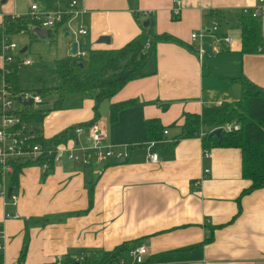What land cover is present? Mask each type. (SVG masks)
I'll list each match as a JSON object with an SVG mask.
<instances>
[{
	"label": "crops",
	"instance_id": "crops-1",
	"mask_svg": "<svg viewBox=\"0 0 264 264\" xmlns=\"http://www.w3.org/2000/svg\"><path fill=\"white\" fill-rule=\"evenodd\" d=\"M175 1L79 0L80 14L45 34L49 45L50 34L56 45L61 32L65 42L59 50L67 53L80 26L87 30L82 43L85 39L89 51L118 49L137 36L143 48L153 35L173 40L155 44L145 77L99 105L96 121L106 142L125 146L128 161L62 158L47 175L29 166L12 189L17 202L0 196L3 264H19L25 241L21 264H46L57 256L99 259L100 252L123 244L146 246L151 264H264V189L241 196L251 184L242 176L241 150L205 148L200 138L177 139L186 114L198 115L205 122L201 131L208 132L206 122L219 112V103L240 98L239 78L264 88V0H177L180 12L173 17ZM58 6L57 1L55 10ZM253 8L261 9L263 50L242 54L236 13ZM11 9L5 16H15ZM5 16L0 15V26ZM146 20L150 25L144 32ZM213 20L219 24L216 36L207 31ZM200 30L208 34L192 42L191 33ZM101 37L109 43H99ZM127 100L133 106L111 122L110 104ZM93 106L92 97L69 94L62 109L49 112L35 128L40 137L52 138L92 121ZM150 120L167 130L164 140L161 132H147ZM147 142H156L150 153L157 154V163L148 159ZM77 143H90L87 131ZM196 180H201L199 189L191 185ZM6 214L19 219H6Z\"/></svg>",
	"mask_w": 264,
	"mask_h": 264
},
{
	"label": "trees",
	"instance_id": "trees-1",
	"mask_svg": "<svg viewBox=\"0 0 264 264\" xmlns=\"http://www.w3.org/2000/svg\"><path fill=\"white\" fill-rule=\"evenodd\" d=\"M4 22L8 25L6 30L10 33L13 30H28V20L13 22L10 16L4 17ZM236 20L240 28L241 53L255 54L263 49L261 17H252L250 13L240 11L236 13ZM149 27L142 30L148 31ZM0 31V41L3 38ZM34 36H36L34 34ZM52 41L53 36H48ZM172 37L152 36L149 43V50L145 51L137 36L128 41L118 49L108 50H91L84 59L87 61L86 66L81 69L77 61L73 58L56 60L53 72L60 79V86L54 89L42 88L35 90L36 94L40 93L42 102L39 105L24 107L22 115L24 119L31 124H41L45 116L54 110L62 109L63 101L69 94H80L83 97H92L94 101L93 119L87 124L73 125L56 134L52 138L44 139L41 137L39 143L47 148L55 149L56 147L67 143L75 138L74 130L77 127L87 128L99 118V105L106 100H111L125 85L131 81L145 77V67L149 58L154 54L155 44L159 41H171ZM261 48V51L258 49ZM11 74L7 77L18 91L16 83V67L9 66ZM238 83L241 87L240 98L229 104H222L219 112L209 122L212 126H219L225 122L235 119L240 125L238 131L231 133L223 132L220 139L216 137L208 138V135L201 138L203 146L206 147H230L241 150L242 154V176L251 182L250 186L245 189L241 196L250 194L253 191L264 189V88L259 87L245 78H239ZM133 106L132 100L120 103H111L109 118L115 122L121 110ZM205 122L200 120L196 114H186L184 123L180 129L177 139L197 138V135ZM147 132L154 134L164 129L156 120H150L145 123ZM157 138L156 135L154 139ZM51 163V162H50ZM35 166L31 162L17 161L14 163V170L10 177L9 186L15 190L19 176L24 168ZM53 163H51V169ZM47 175V174H45ZM26 240V237H25ZM128 244H123L111 251L100 252L99 259L88 260L84 257L85 264H105V262L114 260L123 254L128 248ZM26 251V241L23 243L20 252L19 264L22 263ZM0 263L2 257L0 255Z\"/></svg>",
	"mask_w": 264,
	"mask_h": 264
},
{
	"label": "built area",
	"instance_id": "built-area-1",
	"mask_svg": "<svg viewBox=\"0 0 264 264\" xmlns=\"http://www.w3.org/2000/svg\"><path fill=\"white\" fill-rule=\"evenodd\" d=\"M59 6L53 12H42V10L36 5L31 4L29 7V13L23 16L29 23H32L34 27L38 29L52 32L61 25L67 23L69 20L74 19L80 14L78 9L79 0H57ZM260 3L263 0H259ZM174 9L172 10L173 17H177L180 12V2H174ZM244 13H250L252 17L261 15L260 8L244 9ZM209 34L216 36L219 31V24L217 20L211 22L210 28L207 30ZM25 30H21L20 33H25ZM71 34V33H70ZM77 43L76 55L72 58L75 61H80L87 56V53L82 49V38L87 35V30L84 26H80L72 32ZM208 33L205 30L191 33L190 40L192 42L206 36ZM224 40L227 43H231L232 40L229 37H225ZM8 42L6 38H3L1 42ZM5 45V44H4ZM16 45L13 43L6 44L3 47L2 53L7 51H14ZM144 50H149V44H146ZM262 49L259 48L258 51ZM3 65L0 68V196L7 197L12 204L17 202V196L12 192L8 196V189L10 188V177L14 170V163L17 161L31 162L35 166H39L43 175L48 174L51 171V163L53 165L60 161L62 158H66L68 161L73 162H89L94 159L97 162H103L109 158L114 159L116 162H125L130 158V152L123 146L111 145L106 142V137L102 126L98 121H95L87 128L77 127L74 130V136L72 140L62 144L55 149L47 148L39 143L40 134L35 128V124L27 122L23 115L22 110L24 104L19 102L31 101L32 106L39 105L42 102V98L31 91L14 90L7 77L11 74V68L14 66L16 69H21L31 65L29 60L21 59L20 57H12L4 55L2 57ZM219 107L222 103H219ZM221 128L222 132L231 133L238 131L240 125L235 119L223 123L222 125L215 126L214 129ZM85 131L89 134L90 143L87 146H79L77 143V137L83 134ZM210 132L199 131L197 138H203ZM167 135V130L163 131V140ZM156 142L145 143V149L148 152V159L151 163H157L159 161L157 154L150 153ZM210 153L207 149L203 150V157L208 158ZM51 162V163H50ZM209 170H205L204 174H208ZM193 188L199 189L201 180L193 181ZM6 219H19L18 214H6ZM5 235L0 228V255L4 249ZM148 250L146 246L142 244L134 245L128 248L123 254L105 262V264H151L147 260ZM1 264V263H0ZM3 264V263H2ZM46 264H85L83 256H75L72 259H64L62 256L53 258L52 261Z\"/></svg>",
	"mask_w": 264,
	"mask_h": 264
},
{
	"label": "rangeland",
	"instance_id": "rangeland-1",
	"mask_svg": "<svg viewBox=\"0 0 264 264\" xmlns=\"http://www.w3.org/2000/svg\"><path fill=\"white\" fill-rule=\"evenodd\" d=\"M56 3L57 0H7V2L4 4L0 3V15H6L5 13L7 12V7L9 5H11L12 8V12L10 14L15 16L27 15L29 13V7L31 4H36L38 7H42V12H53L55 11ZM24 18L15 17V19L12 18V21L17 22L26 20ZM7 27L8 25L6 23L0 26V31L4 34L3 38H6L8 41H0V58L2 59L4 55H8L12 57H20L21 59L29 60L31 62L30 66L18 69L16 72V83L18 89L21 91L35 92V90H40L42 88H58L60 86V79L53 72L54 63L56 60L69 58L67 52L59 50L60 45L65 42L62 39L61 32L58 33L56 45L54 43L49 45L47 39H45V36L42 37L37 35V29H35L32 23L28 24V30L26 33L22 34L20 31L18 32L15 30H13V32L11 31L10 33H7L6 30H4ZM34 34L36 36H34ZM34 37L39 39L36 40ZM66 39L69 40L70 38ZM9 43L15 44L16 49L14 51H7L5 54H3V47L6 46V44L9 45ZM83 47L84 51L88 53L89 49L87 48L85 39L83 41ZM25 48H27V50L20 54V52ZM83 63L86 66L87 61L84 60ZM38 95H40V93ZM206 124V131L211 132V128L213 127L212 124L209 121L206 122Z\"/></svg>",
	"mask_w": 264,
	"mask_h": 264
},
{
	"label": "water",
	"instance_id": "water-1",
	"mask_svg": "<svg viewBox=\"0 0 264 264\" xmlns=\"http://www.w3.org/2000/svg\"><path fill=\"white\" fill-rule=\"evenodd\" d=\"M6 2H7V0H1L0 3H1V4H4V3H6ZM149 25H150L149 20H146L145 22H143V24H142V28H143V29H146V28L149 27ZM36 32H37V35H40V36H42V37H44L45 34H47V31H46V30H43V29H39V30H37ZM68 36H69V33H66V34L64 35V39L68 38ZM99 43H109V38H108V37H101V38L99 39ZM76 52H77V43H76L75 41H72V42L70 43V45H69L68 56L73 57V56L76 55ZM77 64H78V66H79L81 69L84 68V65H83L82 62L77 61ZM18 101L21 102V103H23L24 106H26V107H30V106H32V102H31V101L22 102L20 99H18ZM222 133H223V132H222V129H221V128L214 129L213 131H211V132L208 134V138L210 139V138H212V137L214 136V137L220 139L221 136H222ZM11 193H12V188H9V189H8V196H9Z\"/></svg>",
	"mask_w": 264,
	"mask_h": 264
}]
</instances>
